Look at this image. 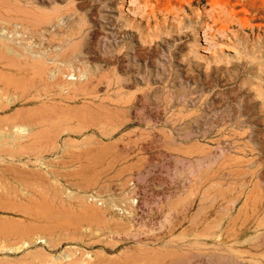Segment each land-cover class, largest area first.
Returning <instances> with one entry per match:
<instances>
[{
	"label": "rangeland",
	"instance_id": "374dc122",
	"mask_svg": "<svg viewBox=\"0 0 264 264\" xmlns=\"http://www.w3.org/2000/svg\"><path fill=\"white\" fill-rule=\"evenodd\" d=\"M6 1L0 0V264L264 261V248H257L263 232L249 221L257 201L264 217V126L253 136L217 132L250 130L252 122L236 121L248 118L245 98L264 116L256 96L264 94V0ZM11 4L44 14L59 9L49 31L59 26L65 34L83 24L88 32L79 40H90L91 49H81L74 69L59 76L56 66L35 69L29 56L63 44L41 33L38 41L28 34L22 40L30 25L3 21L8 11L21 13ZM113 78L130 100L121 124L107 114L113 91L104 82ZM201 115L209 119L200 122ZM198 124L200 133L213 135L199 137ZM239 227L246 228L241 239Z\"/></svg>",
	"mask_w": 264,
	"mask_h": 264
},
{
	"label": "bare ground",
	"instance_id": "6f19581e",
	"mask_svg": "<svg viewBox=\"0 0 264 264\" xmlns=\"http://www.w3.org/2000/svg\"><path fill=\"white\" fill-rule=\"evenodd\" d=\"M21 1H23V0H21ZM131 1V0H130ZM7 3H8V0L6 1ZM1 4V3H0ZM6 4V3H5ZM2 6L4 5V4H1ZM6 5H8L9 6V3L8 4H6ZM12 5V4H11ZM8 6H6L7 7V9H8ZM15 6V5H14ZM17 7V8H16ZM16 7H14L13 8V5H12V7H10V8H13V9H15V11L16 12H18L16 9H18V8H20V9H18V10H20V12L21 13H17V14H15L14 15V12L13 13H11L10 11H8L9 13L8 14H6L5 15V17H4V20H3V18H2V20L3 21H5V23L6 22H8V23H12V25L14 24V22L15 21H21L22 23H24V27L25 26H27V25H30V26H28L29 28H27L26 27V29H29L30 30V32L29 33H25L26 32V29H24V27L22 26V29H24V36H20V37H22V40H26L27 38H24L23 39V37H25V34L27 35H29L30 36V38L31 39H34V40H37L38 41V39L40 38L39 36H40V33H41V37H42V34H43V37L45 38H47L48 40H50V41H55V40H59V41H61V43L63 44V47L60 49V50H53V49H51V50H49L48 51V49L46 50V51H48V52H46L45 51V53L43 54L42 53V55H33L32 57H30L29 55H27V53L24 55V57L27 55V56H29V59L27 60V57L25 58L28 62H35V63H33L32 64V66L35 64V66H33V67H36V65H39V63L41 64L40 65V68H42V64H43V66L45 65V68H47V67H49V66H53V67H55V70H57L58 72H56L57 74H55L56 76L58 75L59 76V74H60V72L62 73V72H64V71H68V70H70V68H72V69H74L72 66L74 65V63L76 62V61H78V59H79V51L81 50V49H91V45H92V42H90V40H88L87 42H86V44L84 43V40H79L80 38H81V36H82V34L84 33V32H88L87 31V28H85V26L83 25V24H80V26H78V27H76L75 29H72V30H70L69 32H67V33H65V34H62L61 33V31L59 30V26H58V29H55L53 32L52 31H49V28H48V26H50L49 24H52L53 22H56L59 18H60V13H61V11L59 10V9H54L51 13H48V14H44V12H42V11H39L37 8H35L34 6H29V7H27V6H18V5H16ZM0 8H2V7H0ZM24 8V9H23ZM3 9V8H2ZM3 11V10H2ZM5 12V11H4ZM11 13V14H10ZM229 13V12H228ZM5 14V13H4ZM3 14V15H4ZM1 17V16H0ZM1 21V20H0ZM20 22V23H21ZM65 23V22H64ZM27 24V25H26ZM58 24H60L59 22H58ZM61 24H63V22L61 23ZM61 24H60V27H61ZM7 25H9V24H7ZM11 25V26H12ZM41 25H45L43 28H44V30H42V31H44V32H41V31H39V28H40V26ZM64 25V24H63ZM42 28V27H41ZM40 28V29H41ZM50 30H52V29H50ZM23 31V30H22ZM28 31V30H27ZM23 35V34H22ZM92 37H90V39H91ZM21 39V38H20ZM6 43H3L2 44V47H3V45L6 47V45H5ZM8 44V43H7ZM10 44V43H9ZM61 44V45H62ZM0 46H1V44H0ZM10 46V45H9ZM11 46H12V44H11ZM1 47V48H2ZM13 47V46H12ZM60 48V47H59ZM4 49V48H3ZM6 49V48H5ZM14 50H15V48H14ZM43 51V50H42ZM6 52H8V51H6ZM17 52V51H16ZM15 52V53H16ZM33 52V51H32ZM9 53V52H8ZM10 53H12V54H15V53H13L12 51L10 52ZM0 55L2 56L3 54H1L0 53ZM18 55V54H17ZM20 55V54H19ZM0 56V57H1ZM4 56V55H3ZM21 56H23V55H21ZM5 57V56H4ZM2 58V57H1ZM7 58V57H6ZM25 60V61H26ZM48 60L49 61H51V63H48ZM60 61H64V63L62 64V65H57V63L58 62H60ZM38 62V63H37ZM116 62H118V64L120 63V60H119V58L117 57L116 58ZM37 63V64H36ZM30 64V63H29ZM29 64L27 65L26 64V66H29ZM31 66V65H30ZM47 66V67H46ZM71 66V67H70ZM33 67H31V69L33 68ZM39 66H37L35 69H37ZM45 68H43L44 70H46ZM57 68V69H56ZM34 69V68H33ZM48 69H50V68H48ZM54 69V68H53ZM37 70H39V69H37ZM51 70V69H50ZM47 71V70H46ZM49 71V70H48ZM66 71V72H67ZM22 72V71H21ZM102 78V77H101ZM103 79V78H102ZM107 81V80H106ZM101 79L99 78L98 80H96V83H95V86L97 87L98 85H100L101 83ZM85 83H86V81H85ZM104 83H106V88L110 91H113V99L111 100V99H109V100H111V102L109 101V104L110 105H112V108H109L108 106V115H110L109 117H110V121L112 122V123H114V124H117L118 122L121 124V122H124L125 123V121L124 120H122L120 117V114L123 116L124 114L122 113V112H125V108L128 106V104L130 103V100H127L126 98H125V96H124V91H123V89H124V86H123V84H122V81L121 80H119L118 78H113L112 80H110V81H107V82H104ZM83 85H84V82H83ZM83 85H82V87H83ZM81 87V88H82ZM85 87V86H84ZM95 87V88H96ZM93 88V87H92ZM94 88V89H95ZM71 89V88H70ZM84 90V92H83V90ZM82 89H80V90H82V92L83 93H85V90H86V92H87V89H85V88H82ZM93 89V91H95ZM258 89V88H257ZM73 90H75V92H76V90L79 92L80 90H78V89H73L72 88V90H71V92H73L74 93V91ZM92 90V89H91ZM261 89L259 88V91H260ZM262 91V90H261ZM88 93V92H87ZM241 93V92H240ZM82 94V93H81ZM257 94H259V96H258V98L260 97L261 99H262V101H263V103H264V94L263 93H257L256 92V96H257ZM82 96H85V94H83ZM86 96H87V94H86ZM90 96H93V95H91L90 94ZM88 97V96H87ZM237 97V96H236ZM239 97V96H238ZM251 97V96H250ZM84 98H86V97H84ZM91 98V97H90ZM235 98V97H234ZM92 99V98H91ZM97 99V98H96ZM106 101H108L106 98H104ZM243 99V98H242ZM249 99V98H248ZM247 98H245L244 99V102H245V104H244V110H241L243 113H245L246 115H247V119H245V120H241L240 121V119H237L236 121H238L239 120V122L237 123L238 125H239V123H240V125L243 123H247V122H252L251 123V126H250V130H249V132H247L245 129L244 130H237V132H236V129H234V130H232V128L231 129H223L222 127L218 130L217 129V132L218 133H220V134H222V135H224V134H229L230 135V137H231V135H233V136H236L237 135V137H243V136H245L246 134H247V136H253V135H255L254 133H256V132H259V131H262L263 129H262V127L264 126V116H263V114H261V112L259 111V109H258V107H257V104H258V102H257V104H256V102L254 101V100H252L251 101V99L250 100H248ZM93 100V99H92ZM95 100V99H94ZM134 101V100H133ZM202 102V101H201ZM232 102H237V98L235 99V100H233V101H231V102H229V105H231V106H233L232 105ZM207 103H209V102H207ZM215 103V102H214ZM214 103H212V105L214 104ZM216 104V103H215ZM225 104V103H224ZM234 104V103H233ZM102 105V104H101ZM205 105V104H204ZM219 105V104H218ZM235 105V104H234ZM99 106H100V104H99ZM209 106H211V104H209ZM223 106V105H222ZM221 106V107H222ZM225 106V105H224ZM100 107H106V106H100ZM129 108H131V107H129ZM216 108V107H215ZM230 108H232V110H233V107H230ZM237 108V107H236ZM210 109H212V108H210ZM209 109V110H210ZM238 109H242V108H238ZM104 110L106 111V108H104ZM200 110V109H199ZM208 110V111H209ZM211 111H213V110H211ZM238 110L236 109V110H234V112H237ZM193 112V111H192ZM106 113V112H105ZM126 113V112H125ZM191 113V112H190ZM190 113H188V114H190ZM193 113H195V112H193ZM240 113V112H239ZM196 114V113H195ZM229 114V113H228ZM235 114V113H234ZM241 114V113H240ZM191 115H193L192 113H191ZM238 115V114H237ZM242 115V114H241ZM188 115H186V116H183V117H187ZM202 116V115H201ZM239 116V115H238ZM124 117V116H123ZM196 117V116H195ZM199 117V116H198ZM203 118H204V120L203 121H200V122H205V121H207L209 118L205 115V116H202ZM210 117V116H209ZM218 117V116H217ZM220 117V116H219ZM241 117V116H240ZM235 118V117H234ZM236 118H238V117H236ZM124 119L126 120V118L124 117ZM211 119V118H210ZM241 119H242V117H241ZM244 119V118H243ZM219 120V119H218ZM224 120V119H223ZM127 121V120H126ZM228 121V120H227ZM225 122V121H224ZM234 123V122H233ZM250 123H248V124H250ZM215 124H216V122H215ZM236 124V125H237ZM247 124V125H248ZM119 125V124H118ZM223 125V124H222ZM120 126H122V125H120ZM214 126V125H213ZM219 126H221V125H219ZM218 126V127H219ZM249 126V125H248ZM196 127V131L197 132H199L200 130H201V126L198 124L197 126H195ZM217 127V126H216ZM239 127V126H238ZM237 127V128H238ZM244 127V126H243ZM230 128V127H229ZM234 128H236V127H234ZM248 128V127H247ZM124 130H126V125H124V128H122V130L121 131H124ZM264 131V130H263ZM213 130L210 132V133H206V132H203V133H200V136L199 137H201V138H208V137H211L212 135H213ZM216 132V133H217ZM216 133H214V134H216ZM217 133V134H218ZM199 135V134H198ZM228 135V136H229ZM256 135H257V133H256ZM259 135H261V133L259 134ZM196 136V135H195ZM217 137H219V136H217ZM221 137V136H220ZM223 137V136H222ZM225 137V136H224ZM257 137V136H256ZM260 138V137H259ZM259 138H257V139H259ZM215 139V138H214ZM249 140H253V137H249L248 138ZM244 140V139H243ZM239 141H241V140H239ZM246 141V140H245ZM258 141V140H257ZM256 141V142H257ZM213 142V141H212ZM260 142V141H259ZM239 143V142H238ZM248 143V142H247ZM261 143V142H260ZM194 144L195 145H197V143L196 142H194ZM193 144V142L191 143V146H193L194 145ZM198 144H201V143H198ZM214 144V143H213ZM234 144V143H233ZM244 144L246 145V143L244 142ZM189 145H190V143H189ZM194 145V146H195ZM202 145V144H201ZM201 145H198V146H201ZM249 146H250V144H248ZM181 145H179V147H180ZM193 146V147H194ZM197 146V147H198ZM206 146V145H205ZM204 146V147H205ZM256 146V145H255ZM254 146V148H255V150H257L256 149V147ZM203 147V145H202V148H204ZM232 147V146H231ZM237 147V146H236ZM235 147V148H236ZM243 147H245V146H243ZM243 147L241 148V149H243ZM253 147V146H252ZM188 148H189V146H188ZM238 148H240V147H238ZM245 148H247V147H245ZM184 149V148H183ZM192 149V148H191ZM187 150V153L188 152H190V151H193L194 150V152H196L195 154H197V151H198V149L200 150L201 148H199L198 147V149H193V150ZM212 149V148H211ZM210 148L209 149H207V151H209V152H211L212 150H211ZM259 149V148H258ZM251 150V149H250ZM207 151H203L204 153H206ZM181 152H184L183 150L181 151ZM193 152V153H194ZM199 152V151H198ZM202 152V153H203ZM242 152H243V150H242ZM244 152H247V151H244ZM243 152V153H244ZM252 152V151H251ZM185 153V152H184ZM186 153V154H187ZM191 153V152H190ZM248 153V152H247ZM252 153H254V152H252ZM262 153V152H261ZM188 155V154H187ZM191 155V154H190ZM238 159H240L241 160V158H238ZM242 160H244V159H242ZM254 160V159H253ZM256 160V159H255ZM245 161H247V160H245ZM250 161V160H249ZM249 161H247V163L249 162ZM243 162V161H242ZM241 162V163H242ZM251 162V161H250ZM253 162H255V161H253ZM212 163H213V160H212ZM216 163V162H215ZM215 163H213V164H215ZM218 163V162H217ZM237 163H239L238 161H237ZM246 163V162H245ZM257 163V162H256ZM212 164V165H213ZM242 164H244V162L242 163ZM241 164V165H242ZM208 165V164H207ZM211 165V164H210ZM211 165V166H212ZM222 165H224V164H222ZM238 165V164H237ZM250 165V164H249ZM260 165V164H259ZM259 165H258V167H259ZM255 166V165H254ZM257 168V167H256ZM263 168V167H262ZM264 170V169H263ZM261 210H262V206H261V204H260V202H258L257 201V203L255 204V210H254V213H252L251 214V217L249 218V221L250 222H252L253 223V225L256 227V230L258 229V230H262V235H263V239L261 240V244H259L258 245V247L257 248H264V217H263V219L261 218ZM253 212V211H252ZM244 218H248V216H246V217H244ZM247 221V220H246ZM242 222L244 223L245 221L244 220H242ZM245 223H247V222H245ZM242 225V224H241ZM241 225H240V227H241ZM243 226V225H242ZM240 227H239V229H240ZM255 232V231H254ZM252 233V232H251ZM246 234V228H244V227H242L240 230H239V232H238V234H237V236H238V238H243L244 237V235ZM258 235V234H257ZM264 254V253H263ZM237 256H238V254H237ZM240 257H243L242 255H239ZM254 257L256 256V254L255 255H253ZM259 256H261L260 254L258 255V257ZM253 258V257H252ZM256 259H258V258H256ZM262 259V258H261ZM261 259H259L260 261L258 262V261H254V262H249V261H246V263L247 264H264V261H263V259L261 260Z\"/></svg>",
	"mask_w": 264,
	"mask_h": 264
}]
</instances>
